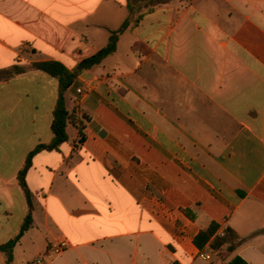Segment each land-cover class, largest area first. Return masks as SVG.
Segmentation results:
<instances>
[{
    "label": "crops",
    "instance_id": "crops-1",
    "mask_svg": "<svg viewBox=\"0 0 264 264\" xmlns=\"http://www.w3.org/2000/svg\"><path fill=\"white\" fill-rule=\"evenodd\" d=\"M128 2L0 0V69L73 70L108 44ZM148 4L68 89V140L33 158V225L10 264H264V0ZM58 93L37 68L0 81V245L28 214L18 174L53 139ZM212 222L201 249L194 239ZM229 230L233 249L214 248Z\"/></svg>",
    "mask_w": 264,
    "mask_h": 264
},
{
    "label": "trees",
    "instance_id": "trees-1",
    "mask_svg": "<svg viewBox=\"0 0 264 264\" xmlns=\"http://www.w3.org/2000/svg\"><path fill=\"white\" fill-rule=\"evenodd\" d=\"M170 0H157L154 5L166 3ZM141 4H139V0H129L128 9L129 16L122 23V25L115 30H111V35L109 38L108 44L100 49L98 52L83 59L78 65L73 69H69L66 65L59 61L50 60V61H40L35 62L29 66H21L14 65L9 68L0 69V81L1 80H9L18 74H22L26 72L29 68H37L43 70L52 76H55L59 79V93L58 99L56 102V106L53 112V122H52V131H53V139L49 143H43L38 145L32 152H30L27 156L26 162L23 168L20 170L18 174V181L20 186L22 187L29 204L28 214L21 226L19 233L9 240L8 242L0 245V251H4L7 254V262L10 264L13 261V252L15 246L18 244L24 233L33 225V204H32V193L29 189L27 183V174L29 169L32 166L34 156L43 150H57L60 145L68 140L67 127L69 122L71 121V114L67 108L66 103V93L70 86L74 83L76 77L83 71L90 69L92 66L96 64H100L104 61L106 57L112 55L116 52L118 47V42L121 35L128 30L131 26L138 24L139 20L143 17V14H138V10ZM83 125L80 126V142H83V133L82 130ZM184 214L190 215V211L188 209L182 210ZM219 229V224L217 222H212L207 228L202 229L194 239L195 244L199 248H203L204 245L211 240V238L216 234ZM234 235L229 230L224 236L216 237L214 248H219L226 242H230V249L236 245L237 242L234 241ZM242 241V239L240 240ZM229 264H249L245 259L240 256L234 257Z\"/></svg>",
    "mask_w": 264,
    "mask_h": 264
},
{
    "label": "built area",
    "instance_id": "built-area-1",
    "mask_svg": "<svg viewBox=\"0 0 264 264\" xmlns=\"http://www.w3.org/2000/svg\"><path fill=\"white\" fill-rule=\"evenodd\" d=\"M78 93L83 94L84 90L82 88H79ZM67 247H68L67 243L52 245L49 247L47 254L48 255H58V254L62 253ZM201 257L208 259V258H210V255L208 253L204 252V253H201ZM34 263L35 264H46L45 260L42 258L36 259L34 261Z\"/></svg>",
    "mask_w": 264,
    "mask_h": 264
},
{
    "label": "rangeland",
    "instance_id": "rangeland-1",
    "mask_svg": "<svg viewBox=\"0 0 264 264\" xmlns=\"http://www.w3.org/2000/svg\"><path fill=\"white\" fill-rule=\"evenodd\" d=\"M147 1H150V2H147ZM157 0H139V4H141V6H140V8H139V10L141 11V10H144L145 8H147V6L149 5L148 3H152V4H154L155 2H156ZM39 258H42V259H44L45 260V262L47 263V257H46V255H41V256H39V257H37L36 259H39ZM36 259H34V261L36 260Z\"/></svg>",
    "mask_w": 264,
    "mask_h": 264
}]
</instances>
